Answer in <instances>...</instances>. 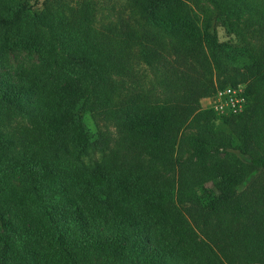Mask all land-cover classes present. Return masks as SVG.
Masks as SVG:
<instances>
[{"label":"trees","instance_id":"1","mask_svg":"<svg viewBox=\"0 0 264 264\" xmlns=\"http://www.w3.org/2000/svg\"><path fill=\"white\" fill-rule=\"evenodd\" d=\"M131 1L141 27L100 32L89 2L66 22L0 0V264H264V37L239 65L216 29L225 0L204 17ZM8 50L37 68L12 73ZM240 83L242 113L202 106Z\"/></svg>","mask_w":264,"mask_h":264},{"label":"rangeland","instance_id":"2","mask_svg":"<svg viewBox=\"0 0 264 264\" xmlns=\"http://www.w3.org/2000/svg\"><path fill=\"white\" fill-rule=\"evenodd\" d=\"M22 2H27L35 5V10L38 12H47L48 9L54 12L56 17L63 18L66 22H74L78 17L77 10L89 2L90 13L92 14V24L94 29L97 31H105L109 28L115 26H122L125 21L132 22L137 28L140 26L141 18L139 15V10L137 7L132 6L131 0H20ZM192 12L197 13L201 17L206 15L205 8L216 12L213 7V3L210 0H184ZM224 0H221L223 3ZM224 4L226 7L230 8L228 10L222 9L220 15H218V21L216 24V29L219 35V40L223 43H230L234 46H238L240 50L239 54L245 56L244 59H239L238 64L241 65L247 61L248 54L243 51L246 41H251L253 44H257L259 39L264 37V0H225ZM249 4V6H248ZM254 9H259L255 11ZM259 15V18L258 16ZM250 21H253L252 24L247 25ZM141 27V26H140ZM6 63L8 69L13 73L14 70H32L37 68L39 64V57L36 53H32L26 50H8L6 55ZM139 70L137 71L138 75L147 78L149 81L146 82V86L157 87L158 80L157 76L161 74H154L153 70L147 65L143 64L141 59H137ZM250 63V61H249ZM137 75V76H138ZM139 75L138 77L141 78ZM128 86L124 87L122 96L125 98V94L129 91L131 87V78L127 77ZM214 79H217L216 72L214 74ZM246 90L247 83L238 84ZM129 87V88H128ZM161 87H158L157 92L160 91ZM159 93V92H158ZM224 96L222 95L220 99L224 102ZM217 99L216 95L208 96L201 99V104L203 107H210L215 105V100ZM102 101L98 102L101 104ZM225 103V102H224ZM224 109L228 110L226 104ZM88 115V123L92 129L102 128L105 126L103 120L99 118V114L93 116L92 113ZM219 114V113H218ZM92 115V116H91ZM110 129H114L110 126ZM115 133V130H114ZM116 137V135H115ZM85 160L88 164L94 162V159L101 158L99 151L92 152V156H85ZM261 178L264 180V169L260 172ZM208 188H214L212 183L206 185ZM214 190L216 193L220 192L218 187H215Z\"/></svg>","mask_w":264,"mask_h":264},{"label":"built area","instance_id":"3","mask_svg":"<svg viewBox=\"0 0 264 264\" xmlns=\"http://www.w3.org/2000/svg\"><path fill=\"white\" fill-rule=\"evenodd\" d=\"M216 95L215 105L212 107L217 113L222 114H239L242 113L247 104L246 90L240 85L236 86H226L224 88H218L217 91L212 95ZM222 95L224 96V102L220 99ZM226 104L228 110L224 109Z\"/></svg>","mask_w":264,"mask_h":264}]
</instances>
